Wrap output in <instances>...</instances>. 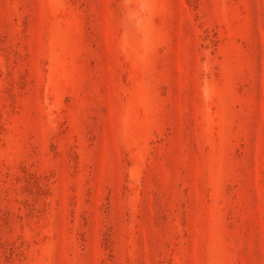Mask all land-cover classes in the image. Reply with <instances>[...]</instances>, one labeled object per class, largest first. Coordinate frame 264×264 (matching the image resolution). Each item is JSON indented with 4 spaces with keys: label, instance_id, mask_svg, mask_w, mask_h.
Wrapping results in <instances>:
<instances>
[{
    "label": "rangeland",
    "instance_id": "rangeland-1",
    "mask_svg": "<svg viewBox=\"0 0 264 264\" xmlns=\"http://www.w3.org/2000/svg\"><path fill=\"white\" fill-rule=\"evenodd\" d=\"M0 264H264V0H0Z\"/></svg>",
    "mask_w": 264,
    "mask_h": 264
}]
</instances>
